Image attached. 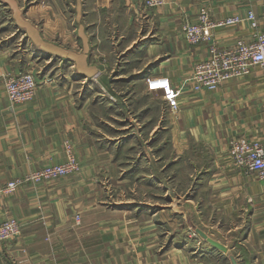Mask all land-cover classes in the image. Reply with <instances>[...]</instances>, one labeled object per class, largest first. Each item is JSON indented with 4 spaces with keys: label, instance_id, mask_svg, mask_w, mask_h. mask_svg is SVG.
I'll return each mask as SVG.
<instances>
[{
    "label": "crops",
    "instance_id": "0c3cea01",
    "mask_svg": "<svg viewBox=\"0 0 264 264\" xmlns=\"http://www.w3.org/2000/svg\"><path fill=\"white\" fill-rule=\"evenodd\" d=\"M203 6L214 20L252 9L264 31L259 0H167L156 8L139 0H0V222L15 217L23 225L18 238L0 240V264H232L231 255L239 264H264V180L229 155L234 135L264 140V68L253 66L214 90L193 89L194 66L208 56L212 40L189 43L181 24L196 21ZM208 31L224 48L238 38L252 40L256 32L245 18ZM32 61L41 63L44 81L34 99L12 104L3 74ZM153 75L181 89L177 115L160 93L170 153L210 157L181 202L164 188L161 203L146 202L149 211L120 209L96 177L112 166V155L105 144L111 137L95 129L94 109L119 108L117 120L133 128V138L146 122L148 139H157L164 117L149 103L137 111L134 102L136 93H157L146 82ZM68 146L81 162L79 172L6 189L14 178L63 161ZM213 209L244 221L225 236L203 228L226 252L190 230L189 221L206 220Z\"/></svg>",
    "mask_w": 264,
    "mask_h": 264
},
{
    "label": "rangeland",
    "instance_id": "374dc122",
    "mask_svg": "<svg viewBox=\"0 0 264 264\" xmlns=\"http://www.w3.org/2000/svg\"><path fill=\"white\" fill-rule=\"evenodd\" d=\"M40 64L37 61H32L31 65H27L25 68L18 70H32V73H34L37 81V92L44 81L40 76ZM160 93L162 95L161 91H157L155 94L136 93V97L134 98L138 101H134L136 103L135 110H142V107L149 103L152 107H154V114L158 113L160 118L162 116L164 117L165 110L163 108ZM118 111L119 108H116L115 110H107L103 107H96L94 109L96 117V131H103L111 137L109 141L105 140V144L108 145V147H111L112 166L105 165V168L101 169L100 172L96 174L98 179L104 181L106 190H108L110 195V204L112 206L119 207L120 209L124 206H130L135 210L143 208L144 210L149 211L148 209H145L150 208L149 203L146 202L158 200L161 203L163 201L162 195L165 192L164 190L167 188L169 190V196H173L178 203L181 202L184 192H192V186L203 175L201 170L203 169L206 160L210 157L209 153L208 155H205L204 153L203 155H196L193 151L190 153L186 152L187 154L184 153L182 155H173L170 153L169 149L173 146L169 132L170 129L166 120H164L165 117L160 121V130L157 132L158 136H156L157 139H148L151 125L150 123L146 124V122L142 125V129L144 130L142 135L138 134V138H133V128L125 129L124 127H127L128 125L126 123H120L117 120ZM110 113H114L115 117H109L108 115ZM103 119L108 120V123L105 124L100 122V120ZM129 120L134 122L132 118H129ZM129 120L127 122H130ZM138 127L139 126H136V131H138ZM176 147L181 148L182 146L176 145ZM151 148L154 151L152 150V152H150ZM71 156L75 158L77 168L65 176L75 174L81 169V162L76 152L72 151L68 146V153L63 161L68 160ZM29 174L30 173L24 175L23 177L14 178L22 179V182L18 184L15 189L25 181H28L25 178ZM156 180H159L161 184L157 185L158 188H151L152 182ZM153 187H155L154 184ZM195 206L196 210H198L199 205L196 204ZM78 214L79 218H77ZM236 215L237 213H235L234 217H231V214L226 212L220 213L213 209V211L207 215L206 220L196 218L189 221L192 228L190 230L194 235L196 234L195 237L201 239V241L204 240L202 235L199 233V230L202 229L204 231L203 228H206L211 233L214 231L220 232V235L222 233L225 236L228 233V230L230 231L232 226L244 222L242 216L238 218ZM75 219L77 222L80 221L79 212L75 214ZM180 224H182L181 221L176 222V226ZM195 225L198 227L196 228ZM162 230L166 231V225L162 227ZM240 230L241 229H238V231L236 230V233H240ZM193 238L190 240L189 244L195 241Z\"/></svg>",
    "mask_w": 264,
    "mask_h": 264
},
{
    "label": "built area",
    "instance_id": "2783aa9c",
    "mask_svg": "<svg viewBox=\"0 0 264 264\" xmlns=\"http://www.w3.org/2000/svg\"><path fill=\"white\" fill-rule=\"evenodd\" d=\"M145 7L156 8L164 5L167 0H139ZM264 1V0H259ZM249 19L256 30L252 40L238 38L233 46L224 48L215 41L209 29L226 25H236L243 19ZM181 31L191 44L210 41L209 54L198 61L191 75L194 90L216 89L221 83L234 77L247 75L253 66L264 68V31L259 29L255 12L249 9L246 16L233 14L214 20L210 10L201 7L196 21L186 19L181 24ZM4 85L12 104L31 101L37 92V81L32 70L16 71L3 74ZM149 90L161 91L168 103L169 112L177 115L180 112L179 97L181 89L175 87L168 77L153 75L146 77ZM161 84L160 86H156ZM229 155L232 163L246 172L264 180V140L251 138L247 135H234L229 138ZM77 168L73 156L60 163H48L32 171L25 179L31 181H46L67 175ZM22 179L10 180L6 189L13 190ZM79 218V214L77 215ZM22 223L15 217H8L0 222V239L19 237Z\"/></svg>",
    "mask_w": 264,
    "mask_h": 264
},
{
    "label": "water",
    "instance_id": "95a60500",
    "mask_svg": "<svg viewBox=\"0 0 264 264\" xmlns=\"http://www.w3.org/2000/svg\"><path fill=\"white\" fill-rule=\"evenodd\" d=\"M199 233L202 235V237L208 241L210 244H212L213 246L217 247L218 249L226 252L228 251V247L222 243L221 241H219L218 239L208 235L205 231L203 230H199ZM231 261H232V264H239L236 257L234 255H231Z\"/></svg>",
    "mask_w": 264,
    "mask_h": 264
},
{
    "label": "bare ground",
    "instance_id": "6f19581e",
    "mask_svg": "<svg viewBox=\"0 0 264 264\" xmlns=\"http://www.w3.org/2000/svg\"><path fill=\"white\" fill-rule=\"evenodd\" d=\"M161 84H158V85H156V86H160Z\"/></svg>",
    "mask_w": 264,
    "mask_h": 264
}]
</instances>
